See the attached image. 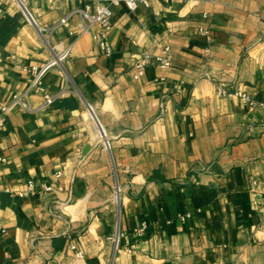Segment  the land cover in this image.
<instances>
[{
    "label": "crops",
    "instance_id": "1",
    "mask_svg": "<svg viewBox=\"0 0 264 264\" xmlns=\"http://www.w3.org/2000/svg\"><path fill=\"white\" fill-rule=\"evenodd\" d=\"M105 1L0 0V99L29 89L25 68L71 49L0 129V264H264V110L216 90L264 101V0L113 7L112 57L70 34L77 15L60 25ZM166 46L172 66L135 80L141 53ZM30 180L53 190L20 196Z\"/></svg>",
    "mask_w": 264,
    "mask_h": 264
},
{
    "label": "built area",
    "instance_id": "2",
    "mask_svg": "<svg viewBox=\"0 0 264 264\" xmlns=\"http://www.w3.org/2000/svg\"><path fill=\"white\" fill-rule=\"evenodd\" d=\"M124 4L130 12H135L141 5L149 6V0H106L104 4L97 5L93 11L90 4H86L84 7L76 9L70 15L65 17L60 25H68L72 16L77 15L82 23V27L79 31H71L70 34L73 36H81L84 34H90L93 37L95 44L100 48L102 53L107 57H112L114 50L110 42V33L113 30V24L111 21L113 14V7ZM2 9L0 8V16L2 15ZM25 13L30 22H35L31 13L26 9ZM98 28V31L94 32V28ZM199 34L205 38L206 42L210 44L213 41V36L211 29L209 27H200ZM206 54L210 53V47L205 49ZM71 53V49H67L62 54L55 55L53 59L43 67L33 66L30 68H25L24 70L31 74L32 82L29 89L23 93H17L13 95L12 99L9 102L0 99V129L5 127L7 122V117L11 110L17 106H20L23 109H29V102L27 100L28 94L30 91L43 92L44 89V79L49 72V70L57 65L62 64ZM156 63L162 69H168L172 66L173 63V54L171 48L166 46L163 48L160 55H153L149 51H144L141 53L138 60L135 62L131 74L135 80H139L146 72L147 67ZM218 96L222 98H238L241 100L243 105H245L250 111L255 109L264 110V101L259 102L255 100L249 93L242 90L241 88L230 89L224 85L217 84L216 87ZM47 104L52 102V98L46 97ZM89 113L91 119L96 123L99 129V135L103 141L104 148L109 150L111 147L110 141L107 139V134L105 129L100 124L98 120L94 107L88 105ZM5 158H0V161H5ZM61 177V173L57 174V178ZM53 187L47 183H41L39 190L37 189V184L34 180H30L27 183L26 191L18 193L20 196H25L26 194H36L39 192H48L52 191ZM201 210L198 209V212ZM193 213H187L186 215L181 216L182 221L192 218ZM147 229V224L143 223L141 227L137 230L136 234L142 236ZM0 230H3L0 225ZM123 234L118 232L115 237L111 239L115 242L116 249L119 248L120 239ZM72 249L75 251L76 259H84L85 255L82 250L77 246H73Z\"/></svg>",
    "mask_w": 264,
    "mask_h": 264
},
{
    "label": "water",
    "instance_id": "3",
    "mask_svg": "<svg viewBox=\"0 0 264 264\" xmlns=\"http://www.w3.org/2000/svg\"><path fill=\"white\" fill-rule=\"evenodd\" d=\"M25 10H26V8H25Z\"/></svg>",
    "mask_w": 264,
    "mask_h": 264
}]
</instances>
